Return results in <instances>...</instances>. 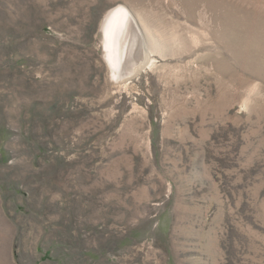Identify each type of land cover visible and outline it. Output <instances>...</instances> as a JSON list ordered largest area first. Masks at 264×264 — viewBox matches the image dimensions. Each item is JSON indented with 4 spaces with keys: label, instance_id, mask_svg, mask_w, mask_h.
I'll return each instance as SVG.
<instances>
[{
    "label": "rangeland",
    "instance_id": "rangeland-1",
    "mask_svg": "<svg viewBox=\"0 0 264 264\" xmlns=\"http://www.w3.org/2000/svg\"><path fill=\"white\" fill-rule=\"evenodd\" d=\"M0 264H264V0H0Z\"/></svg>",
    "mask_w": 264,
    "mask_h": 264
},
{
    "label": "bare ground",
    "instance_id": "bare-ground-1",
    "mask_svg": "<svg viewBox=\"0 0 264 264\" xmlns=\"http://www.w3.org/2000/svg\"><path fill=\"white\" fill-rule=\"evenodd\" d=\"M139 35H141V29L139 27V24L137 20L134 18V16L126 8L119 7L117 9L112 10L106 16V19L104 22L105 45H106L107 50L110 52V59L113 65L115 62L114 53H115V48L117 44L120 49L119 50V63H118L119 68L124 66V64H126L128 68L131 66L136 67L133 72L135 74L145 68L141 64L143 60L145 61L147 59V63L145 65L151 64V60H149L150 59L149 55H147L148 56L147 58L145 54V49L143 47L142 48L140 47L141 44L139 40ZM143 39L145 40V38ZM156 41H158V38ZM137 51H141L142 53V54L140 53L141 58L137 59L138 61H136ZM152 62L154 61L152 60Z\"/></svg>",
    "mask_w": 264,
    "mask_h": 264
}]
</instances>
